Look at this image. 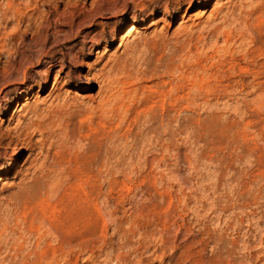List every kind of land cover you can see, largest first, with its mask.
<instances>
[{"label": "rangeland", "instance_id": "1", "mask_svg": "<svg viewBox=\"0 0 264 264\" xmlns=\"http://www.w3.org/2000/svg\"><path fill=\"white\" fill-rule=\"evenodd\" d=\"M75 109L81 136L49 123ZM0 118V264H264V0H0Z\"/></svg>", "mask_w": 264, "mask_h": 264}, {"label": "bare ground", "instance_id": "2", "mask_svg": "<svg viewBox=\"0 0 264 264\" xmlns=\"http://www.w3.org/2000/svg\"><path fill=\"white\" fill-rule=\"evenodd\" d=\"M185 4V3H184ZM10 7V3L7 2L6 3V8L8 10V8ZM191 6L188 4L186 5V7L184 8V15H194L195 17H201L206 13V8L203 7H198L196 9H194L193 11H190ZM7 10L4 11V15H6ZM229 12V13H228ZM234 10L233 8L228 9V11L225 13V15L223 16L222 20H225L226 17L229 14H233ZM253 12H249L245 17H244V25H250L251 19L248 18L252 15ZM60 19H58L56 21L55 27L53 28L52 32L49 34L48 30L46 28H37L35 30V32L32 34V45H34L35 50L32 51V56L36 57V61L38 65L41 64H48V65H54L56 62H60L61 64H63L64 62L67 61V59L71 55L70 53H68L67 51L64 50V48H58L59 47V42H60V38H68L70 37V35H72L75 31H77L79 28H81L82 26V22L81 19L79 17H73V15L68 16V18L66 19V21L61 22L59 24ZM210 22V21H209ZM94 23V22H91ZM93 24H91L90 26H92ZM220 25L221 23H213L210 33L211 34H215L218 32V30L220 29ZM243 26L241 25V28H243ZM63 28V29H62ZM140 27H138L135 23H131L128 27V29L126 30V33L123 37V40L125 38H130L133 37L134 34L136 35L137 32H139ZM84 30H79L77 33H82ZM91 33L90 32H86L85 36H89ZM81 44V42H77V44H75L74 46H79ZM85 48L86 45L83 44L77 53V56L79 57L80 55L83 56H88L85 54ZM52 54H51V53ZM92 53V52H91ZM47 54L46 57H44ZM50 54V55H49ZM49 55V56H48ZM74 58V56H73ZM33 64V63H32ZM81 65H78V68H81L83 65H85V62L80 63ZM33 67V66H32ZM83 77V76H81ZM84 79H86L88 82L94 81L98 84V94L103 93L106 91L107 86L104 83L103 79H98L96 75H92L91 73H88L85 77H83ZM46 81V80H45ZM40 85V83H39ZM30 85H27V82L25 81L23 83V86H20L18 89L20 90V88L22 89L20 94L23 96L22 100L27 101L29 100L30 96L28 95L27 92H25L26 89H29ZM88 90H92L93 87H91L90 85L88 87H86ZM17 89V90H18ZM15 103V102H13ZM15 111H18V109L21 106V102L20 100H18L15 104ZM53 105L56 106V108L60 109L62 107H66L67 109H70L72 107V104L69 102L68 97H61V96H56L54 98V100L51 102V105H49L48 107H50V110H53ZM56 111V112H55ZM53 112H55V117H52V119H50L49 123H53V121L59 122L61 124V126L65 127L66 130L68 131V133L70 132L71 135L73 136H81V131L80 129L83 126H91L94 122L93 118L90 117L89 113L87 112V110L84 109H75V112H73L69 118H63V116H61L58 111L59 110H55ZM32 113H34L33 115L37 114L36 109H33L32 111H30ZM62 113H64L63 111H61ZM48 116H51V114H48ZM77 117H81V119L79 120L78 124H79V129H76V123L73 122L74 119H76ZM1 121V118H0ZM20 127V124H18L17 126H15L13 129L15 130V132L17 131L16 129H18ZM5 177H3V175H0V185L3 182ZM95 232H93V230H90V234H94ZM79 237V236H78ZM66 247L63 245L62 242H60L59 246H58V251H64Z\"/></svg>", "mask_w": 264, "mask_h": 264}]
</instances>
